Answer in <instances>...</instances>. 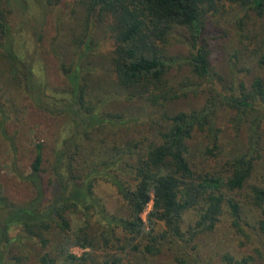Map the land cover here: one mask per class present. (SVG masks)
<instances>
[{"label":"trees","instance_id":"16d2710c","mask_svg":"<svg viewBox=\"0 0 264 264\" xmlns=\"http://www.w3.org/2000/svg\"><path fill=\"white\" fill-rule=\"evenodd\" d=\"M35 1L46 10L65 0ZM216 1L264 17V0H69L72 14L81 17L64 46L56 43L62 28L51 44L66 86V98L52 101L62 107L53 109L33 83V57L26 65L17 51L14 3L0 0V138L11 144L12 178L32 192L14 201L0 182V264H152L164 253L174 264H209L202 260L200 239L222 217L244 239L240 245L251 247L246 257L222 254L220 264L264 259V245L252 243V234L264 237V186L252 181L264 151V82L255 77L247 86L236 76L239 71L228 81L213 71L205 33ZM96 28L111 43L106 71L113 93L124 102L112 110L113 93L102 97L88 84L89 60L100 46ZM175 29L187 33L189 53L183 58L167 55ZM255 41L250 55L264 69V38L257 35ZM68 51L72 60L66 65ZM174 66L187 69L178 86L171 82ZM195 80L208 86L204 105L168 114L167 104L186 97ZM27 102L65 123L50 162L36 144L21 168L17 140L6 126ZM131 104L144 111L150 125L137 139L123 140L120 128L138 124V117L125 111ZM223 110L230 113L235 135L245 132L241 154L225 156L219 145L217 117ZM195 135L205 142L197 154L190 145ZM100 182L114 189L119 211L97 196ZM72 214L81 219L74 230ZM74 247L84 251L81 257L71 253Z\"/></svg>","mask_w":264,"mask_h":264},{"label":"rangeland","instance_id":"374dc122","mask_svg":"<svg viewBox=\"0 0 264 264\" xmlns=\"http://www.w3.org/2000/svg\"><path fill=\"white\" fill-rule=\"evenodd\" d=\"M14 3V42L19 54L22 55L25 63H32L33 83L38 89L49 96L48 102L53 109H59L62 104H53V100L66 98L64 93L65 79L59 71L58 61L54 54L50 52L51 44L56 37L58 28L60 37L57 38V47L64 46V42L69 39L70 32L78 25L80 12L72 14L73 6L69 0H65L58 7L44 10L42 4L35 0H12ZM23 5H21V4ZM218 10L209 14L206 22V33L208 47L210 49V63L213 71L222 77L225 81L232 77V73H236L239 79L248 86L253 78L260 77L264 82V69L257 65V56H251L252 50L257 47L255 37L264 38V17H257L253 11L247 7L228 2L216 1ZM77 11V9H76ZM213 15V16H212ZM60 22V27L58 21ZM100 46L96 53L90 58L88 84L96 93L102 97L110 95L114 92L112 89V79L106 71V54L111 47L110 41L103 38V29H93ZM42 34V39L37 42V36ZM187 33L183 29H175L170 35L167 55L171 57L183 58L189 53V49L183 40ZM37 45V48H36ZM246 48L244 50L243 48ZM37 49V52H36ZM36 53V54H35ZM72 60V53L68 51L65 54L66 65ZM86 69H83L85 72ZM186 67L174 66L170 70L171 82L178 86L179 79L186 73ZM189 87V93L186 97L167 104L166 110L168 114H174L179 111L188 112L193 109L201 108L209 97L208 86L201 84L197 80L192 81ZM104 87V89H103ZM188 90V89H187ZM193 91V92H192ZM115 93V92H114ZM116 102L108 104L109 109H115L124 105L120 98L115 96ZM107 98V99H108ZM23 105V104H22ZM133 104L126 107L125 111L131 115L138 117V124L129 128H120V139H137L144 131H147L150 124L146 123L144 111L132 107ZM54 111V110H53ZM55 113H57L55 111ZM230 113L227 111H219L217 117V126L221 129L219 145L225 156L238 155L246 149V136L244 130L238 135L232 130L228 123ZM65 123L62 117H53L48 112L27 102L25 107L17 113L10 115L7 120V132L9 135L15 136L19 148L18 165L26 168V164L30 162L31 153L36 144L43 146L44 157L48 162L51 160L52 148L55 138L57 137L61 127ZM263 147H264V123L262 125ZM108 140V139H107ZM111 142V140H110ZM202 137L195 135L190 145L197 154L204 146ZM10 141H3L0 138V182L2 183L6 194L14 201L26 200L31 197L32 192L20 184L10 174L8 163L12 160ZM252 181L255 184L264 186V151L261 159L256 163ZM95 192L98 197L102 198L108 209L119 211L114 189L107 183L100 182L96 185ZM150 210V205L147 211ZM143 214V218H145ZM189 219L192 216H188ZM72 229L80 226L81 219L77 215H70ZM244 239L235 236L234 232L229 228L228 222L222 217L216 226V229L209 234L201 236L200 253L202 260L209 261V264H220L221 255L229 253L235 258L246 257L250 254V247H243L240 242ZM252 243L257 247L264 245V237L252 234ZM71 253L76 257H81L84 251L78 247H74ZM152 264H174L171 256L164 253L150 260ZM26 264H34L29 261ZM254 264H264V259H257Z\"/></svg>","mask_w":264,"mask_h":264}]
</instances>
